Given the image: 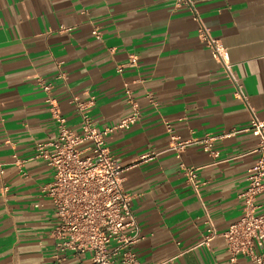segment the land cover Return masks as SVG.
Wrapping results in <instances>:
<instances>
[{"label": "crops", "instance_id": "0c3cea01", "mask_svg": "<svg viewBox=\"0 0 264 264\" xmlns=\"http://www.w3.org/2000/svg\"><path fill=\"white\" fill-rule=\"evenodd\" d=\"M192 1L236 82L174 0H0V264H91L89 253L55 256L57 220L42 190L53 168L36 147L56 137L54 111L79 131L83 103L103 129L130 114L129 100L140 116L106 146L131 195L138 264H230L221 236L202 241L207 219L221 233L241 216L259 156L249 127L264 120V0ZM179 141L188 142L177 151ZM255 202L264 214V186Z\"/></svg>", "mask_w": 264, "mask_h": 264}, {"label": "built area", "instance_id": "2783aa9c", "mask_svg": "<svg viewBox=\"0 0 264 264\" xmlns=\"http://www.w3.org/2000/svg\"><path fill=\"white\" fill-rule=\"evenodd\" d=\"M176 6L185 5L199 21L198 35L202 42L212 49L228 77L236 82L226 47L210 35L194 9L192 0H174ZM94 33L98 36V32ZM50 88V85H45ZM130 91L127 90V93ZM238 96L246 99L238 89ZM130 114L117 124L97 129L83 103L77 105L80 115V130L75 131L66 125L65 117L54 111L57 135L46 143H38V155L53 168L51 180L43 186L57 220L51 231L58 253L73 251L89 253L91 264H138L131 245L138 238L135 217L131 210V195L122 185L123 167L106 146V137L114 129L128 128L140 116L135 101L129 100ZM249 129L259 138V156L249 167L247 184L239 194L242 200L241 216L218 233L207 219L206 234L202 243L208 244L214 237L221 236L228 251L230 264H238L245 258L257 264L264 261V214H257L256 197L264 186V120L253 117ZM168 130L171 129L168 127ZM175 139V136H170ZM209 138L204 139V150L217 156L211 149ZM85 141L91 146L79 149ZM188 141H179L173 148L180 151ZM85 150L90 154L84 155ZM141 159H150L146 154ZM190 183L196 187V174L187 169Z\"/></svg>", "mask_w": 264, "mask_h": 264}]
</instances>
